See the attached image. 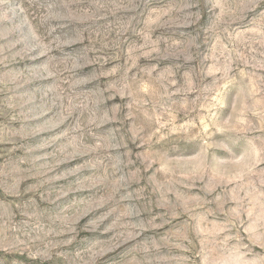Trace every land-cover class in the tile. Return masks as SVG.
Masks as SVG:
<instances>
[{"label": "rangeland", "instance_id": "obj_1", "mask_svg": "<svg viewBox=\"0 0 264 264\" xmlns=\"http://www.w3.org/2000/svg\"><path fill=\"white\" fill-rule=\"evenodd\" d=\"M0 264H264V0H0Z\"/></svg>", "mask_w": 264, "mask_h": 264}]
</instances>
